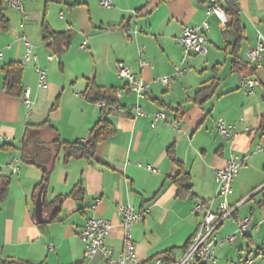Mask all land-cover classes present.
Segmentation results:
<instances>
[{
    "label": "crops",
    "instance_id": "obj_1",
    "mask_svg": "<svg viewBox=\"0 0 264 264\" xmlns=\"http://www.w3.org/2000/svg\"><path fill=\"white\" fill-rule=\"evenodd\" d=\"M99 1L23 0L21 13L9 8L10 15L4 12L10 29L0 32V176L9 184L0 202V264H108L100 253L85 257L79 232L91 217L110 222L105 244L116 256L123 246L116 208L127 205L143 213L131 229L141 264H155L159 257L177 260L198 225L200 216L191 214L194 204L213 198L215 172L231 156L242 162L229 198L238 207L224 224L231 221L234 227L250 218L248 231L257 230L254 209L264 215V63L253 70L246 60L258 33L264 36V0H240L237 7L244 30L236 52L238 69L232 63L233 47L227 48L232 39L222 34L215 16L206 15L207 0H109L110 9L102 8ZM204 20L209 23L205 53L191 54L183 62L177 39L184 28ZM44 24L64 33L65 40L46 45ZM118 25L124 28L108 29ZM23 39L34 47V59L23 65L22 74L23 87L31 90L29 110L22 98L6 95L1 72L3 66L21 62ZM51 55L59 61H48ZM182 62L185 74L176 77L174 67ZM118 63L148 85V95L139 102L148 116L134 117L135 97L117 77ZM35 66L47 74L44 89L36 86ZM162 77L168 78L167 85L159 82ZM242 77L258 80L255 95L246 96L239 89ZM90 83L116 90L123 111L107 116L115 131L98 145L90 161L72 159L63 164L61 153L41 193L35 188L44 170L22 161V143L27 160L43 161L42 150L54 137L37 128L46 121L63 141L86 140L103 108L102 103L85 98ZM203 87H210V94L193 102ZM158 112L178 130L164 121L152 128L151 117ZM217 119L235 125L233 137L218 135ZM180 168L189 176L191 188L184 198L177 196L173 184ZM77 188L81 193L68 197ZM58 197L63 198L59 206H49ZM251 201L254 208L240 215L239 209ZM38 208L44 223L36 220ZM222 227L223 235L234 231L224 232ZM248 231L236 238L245 240L247 249L253 244ZM260 257L263 262L257 264H264ZM248 258L249 251L235 264Z\"/></svg>",
    "mask_w": 264,
    "mask_h": 264
},
{
    "label": "built area",
    "instance_id": "obj_2",
    "mask_svg": "<svg viewBox=\"0 0 264 264\" xmlns=\"http://www.w3.org/2000/svg\"><path fill=\"white\" fill-rule=\"evenodd\" d=\"M240 0H207L206 15L215 16L219 21L220 31L223 33L226 28L227 17L224 12V7H238ZM99 5L104 9L111 8L109 0H100ZM6 7L16 12L23 11V0H6ZM209 31V23L204 20L199 25L186 27L182 30L180 37L177 39V44L182 52L183 62L191 55H203L207 44L206 34ZM24 52L21 59L23 65L28 64L33 60V45L26 39H23ZM85 49V43L81 46ZM3 54L0 49V60ZM48 61L58 62V58L54 55L47 57ZM248 66L253 70H258L263 67L264 63V36L258 33L257 43L254 48L246 54ZM183 62L174 67V76L182 77L185 74ZM144 63L141 62V65ZM117 77L126 82L128 91L135 97V105L133 107L134 117L148 116L141 107L139 102L143 100L149 93L148 85L141 79L133 75L130 70L122 63L117 64ZM36 86L39 89H44L47 86V74L44 69L35 66ZM159 82L163 85L168 84V78L162 77ZM259 82L253 77H242L239 80V89L246 96H253L259 87ZM31 90L25 88L22 95V103L29 110L31 107L30 100ZM120 94V92H119ZM151 127L154 128L157 122L164 121L169 124L174 130L178 127L171 122L164 113L158 112L151 117ZM215 129L219 136L224 139L233 137L235 133V125L225 122L223 119H217ZM250 129L246 128L244 133H249ZM85 141V140H84ZM241 160L231 156L222 169H218L214 175L215 193L211 200L207 202H198L194 204L191 214L200 216L196 231L190 238L188 246L183 251L182 255L174 261H166L159 257L154 260L155 264H214V249L216 247L233 244L238 236L242 237L252 227L251 219L244 218L239 220L233 232L227 235L220 234L222 225L229 220L237 211V205H231L229 198L232 195V185L235 177L238 175L241 166ZM147 171L155 173L156 171L150 166H141ZM117 216L120 220V226L123 230V246L121 251L115 256L111 248L105 241L109 236L112 228L110 222L91 217L89 218L81 231L79 238L85 244V257L93 258L100 253L105 258L108 264H141L135 251V244L131 237L132 227L138 223L143 213L136 211L132 206H118L116 208ZM257 228V226H254ZM264 245V243L262 244ZM242 264H249V258L244 260Z\"/></svg>",
    "mask_w": 264,
    "mask_h": 264
},
{
    "label": "trees",
    "instance_id": "obj_3",
    "mask_svg": "<svg viewBox=\"0 0 264 264\" xmlns=\"http://www.w3.org/2000/svg\"><path fill=\"white\" fill-rule=\"evenodd\" d=\"M6 1L0 0V32L7 33L10 29V22L5 16L4 12L6 10ZM224 12L227 17V23L225 31L222 33L225 37H230L232 39L231 44H227L228 47H233V67L239 68L238 58L236 57V52L239 48V42L244 37V30L241 25L239 11L234 6L224 7ZM123 25L111 26L108 29H123ZM64 33H55L51 31L47 25L42 27V38L43 42L48 46H55L57 43L65 40ZM4 74V85L3 89L6 95L15 98H22L24 87L22 84V74H23V64L21 62L9 63L1 69ZM210 87H203L195 93V99L193 102L201 101L202 98H206L210 94ZM115 89H103L96 86L94 83H90L85 92V98L91 103H102L103 108L101 110V116L98 122L90 129L88 138L85 141H75L66 142L61 140L58 135L52 130L48 122L37 126L43 132H50L54 137L49 142L45 144V148L42 150L46 158L41 160H27L24 153V146L26 143H22L21 149V159L23 162L35 165L39 168L45 167L46 172H44L43 179L35 189L44 193L48 181L49 175L52 171L59 155L62 153L63 164H68L72 159H84L90 161L93 159L95 151L100 143L110 138L115 129L113 125L107 120V116L111 113H119L123 111V108L119 105L118 100L115 96ZM178 166V162H175ZM189 176L183 172L180 168L179 174L173 179V184L177 190V196L180 198L190 196V186H189ZM9 182L6 178L0 176V202H2L6 197L7 186ZM81 189H74L68 197H77L81 193ZM62 197H58L54 202L50 203L49 206L58 207L62 201ZM190 240H188L185 248L188 246ZM262 258L264 259V252L259 251ZM8 264H27L24 262L8 263Z\"/></svg>",
    "mask_w": 264,
    "mask_h": 264
},
{
    "label": "rangeland",
    "instance_id": "obj_4",
    "mask_svg": "<svg viewBox=\"0 0 264 264\" xmlns=\"http://www.w3.org/2000/svg\"><path fill=\"white\" fill-rule=\"evenodd\" d=\"M11 13L12 11H9V9L6 11L7 15H10ZM250 207L254 208V204L252 201L239 209L240 215L244 212H248ZM252 221L254 224L259 223V228L257 230L248 231L253 240V244L251 245V247L247 249L246 241L242 239H237L234 245L225 244L216 247L214 249V256L216 258L217 264H235L239 257L247 256L248 251L250 259H253L251 261L252 264L263 262L260 255H257V253L259 249L261 250V248L263 247L262 244L264 243V215L260 214L259 211L254 209ZM230 222L231 221H228L227 224H224L225 226L222 227L224 232L225 230L235 229V226L233 227V225H231L232 223ZM259 254L261 253L259 252Z\"/></svg>",
    "mask_w": 264,
    "mask_h": 264
},
{
    "label": "water",
    "instance_id": "obj_5",
    "mask_svg": "<svg viewBox=\"0 0 264 264\" xmlns=\"http://www.w3.org/2000/svg\"><path fill=\"white\" fill-rule=\"evenodd\" d=\"M43 170H44V172H46V168L45 167H43ZM42 193V192H41ZM35 217H36V220L38 221V222H40V223H44V220H43V218H42V210L41 209H36V211H35Z\"/></svg>",
    "mask_w": 264,
    "mask_h": 264
},
{
    "label": "bare ground",
    "instance_id": "obj_6",
    "mask_svg": "<svg viewBox=\"0 0 264 264\" xmlns=\"http://www.w3.org/2000/svg\"><path fill=\"white\" fill-rule=\"evenodd\" d=\"M261 252H262V253L264 252V245H263V247L261 248ZM249 264H251V260H249Z\"/></svg>",
    "mask_w": 264,
    "mask_h": 264
}]
</instances>
